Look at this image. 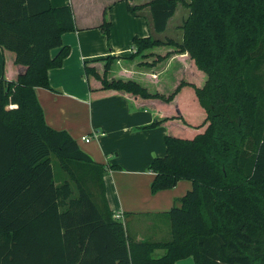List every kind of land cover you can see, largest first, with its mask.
I'll use <instances>...</instances> for the list:
<instances>
[{
  "label": "trees",
  "instance_id": "trees-1",
  "mask_svg": "<svg viewBox=\"0 0 264 264\" xmlns=\"http://www.w3.org/2000/svg\"><path fill=\"white\" fill-rule=\"evenodd\" d=\"M179 4H148L156 34L166 32ZM186 5L181 42L136 38L128 59L141 56L143 66L156 67L187 54L207 76L203 87L181 81L167 94L111 79L121 58L100 60L103 72L85 66L88 82L99 81L103 92L175 108V116L151 126L173 129L166 156L151 165L152 192L183 180L193 188L167 215L170 239L139 242L109 206L110 168L68 132L50 128L36 95L37 88H51L49 71L70 54L63 37L76 31L71 5L0 0V49L25 68L16 81L0 78V264H176L188 258L196 264H264V0ZM143 7L129 10L138 15ZM111 28L105 19L107 37ZM161 47L172 50L156 53ZM157 250L165 255L156 258Z\"/></svg>",
  "mask_w": 264,
  "mask_h": 264
},
{
  "label": "crops",
  "instance_id": "crops-1",
  "mask_svg": "<svg viewBox=\"0 0 264 264\" xmlns=\"http://www.w3.org/2000/svg\"><path fill=\"white\" fill-rule=\"evenodd\" d=\"M50 1L56 8L71 5L76 31L63 37L70 54L61 68L49 71L51 88L36 89L45 122L56 131L68 132L81 150L110 168L105 178L108 203L115 215L127 219L128 236L139 242L168 241L171 225L167 224V215L180 206L193 183L183 180L173 189L152 192L156 175L151 171V165L155 159L166 156V137L173 129L167 123L151 126L156 121L175 116V108L160 101L103 92L99 81L91 79L88 82L85 66L94 65L103 72L104 62L100 60L121 58L111 71V79L135 80L152 92L167 94L181 81L203 87L207 76L187 54L172 56L148 69L125 62L135 53L136 38L174 39L167 33L175 17L182 15L181 5L169 21L166 32L156 34L148 5L153 0ZM129 5L144 7L134 15ZM184 16L186 14L180 20ZM107 18L112 22L110 37L101 30ZM171 50L161 47L155 52L164 55ZM59 52L60 49L53 50L52 55L55 57ZM24 70L23 66L15 64L14 54L0 49V78L16 81ZM173 73L175 80L168 82ZM183 113L187 115L188 112ZM84 137H92V140L87 143L82 140ZM164 255V250L154 253L156 258ZM176 264L196 263L193 258H188Z\"/></svg>",
  "mask_w": 264,
  "mask_h": 264
},
{
  "label": "rangeland",
  "instance_id": "rangeland-1",
  "mask_svg": "<svg viewBox=\"0 0 264 264\" xmlns=\"http://www.w3.org/2000/svg\"><path fill=\"white\" fill-rule=\"evenodd\" d=\"M189 1L190 0H180V5H181L180 12L182 13V15H180V18H182L183 14L184 15L186 14V16H184L183 20H180L179 15H177L178 17H175L174 22L172 23V27L167 33L168 36L173 37L177 42H181L182 41L183 32L181 31V27H182L183 23L187 20V18H188L187 15L188 14L190 15V10L187 8V5H186V3H188ZM143 60L144 59L141 56L140 57L137 56L134 60L125 59V62H133V64H138L137 67H141V68H144V69L153 68L151 66L150 67L149 66H143L142 65V64H144L142 62ZM173 75L171 77H168V79L170 78V80H171L173 78ZM170 80L168 82H171ZM189 105H191V103ZM122 221L127 226V223H128L127 219H123ZM167 221H168L167 224L169 226V224H170L169 218L167 219ZM169 239H170V237H169ZM160 254H163V251H161Z\"/></svg>",
  "mask_w": 264,
  "mask_h": 264
},
{
  "label": "built area",
  "instance_id": "built-area-1",
  "mask_svg": "<svg viewBox=\"0 0 264 264\" xmlns=\"http://www.w3.org/2000/svg\"><path fill=\"white\" fill-rule=\"evenodd\" d=\"M82 140L89 143L92 140V137H84V138H82ZM115 218L117 220H123V216H121V215H115Z\"/></svg>",
  "mask_w": 264,
  "mask_h": 264
}]
</instances>
